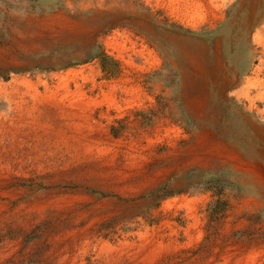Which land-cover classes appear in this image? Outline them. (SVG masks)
Listing matches in <instances>:
<instances>
[{
    "label": "rangeland",
    "instance_id": "374dc122",
    "mask_svg": "<svg viewBox=\"0 0 264 264\" xmlns=\"http://www.w3.org/2000/svg\"><path fill=\"white\" fill-rule=\"evenodd\" d=\"M81 3L0 0V264H264V0Z\"/></svg>",
    "mask_w": 264,
    "mask_h": 264
},
{
    "label": "bare ground",
    "instance_id": "6f19581e",
    "mask_svg": "<svg viewBox=\"0 0 264 264\" xmlns=\"http://www.w3.org/2000/svg\"><path fill=\"white\" fill-rule=\"evenodd\" d=\"M185 2V1H184ZM159 3V2H158ZM166 3V2H165ZM103 4V0H82V3L80 4L81 7L86 6H94L96 8L101 7ZM158 5V4H157ZM173 6V5H172ZM98 10V9H97ZM87 12V11H86ZM108 13V12H107ZM65 23V22H64ZM75 28V27H74ZM238 56V55H237ZM22 80V79H21ZM13 81V80H11ZM17 83H19L17 81ZM14 84V83H13ZM28 86H30V83H26ZM18 85V84H17ZM22 85V83H21ZM24 86V85H23ZM17 87V86H16ZM18 89V88H17ZM28 89V88H27ZM34 89V88H33ZM21 90V89H20ZM35 91V89L33 90ZM19 97V96H18ZM16 99V89L10 82H2L0 81V118L2 117H8L10 114ZM9 118V117H8ZM251 256V254H250ZM248 256V257H250ZM246 260V259H245ZM245 264V263H244Z\"/></svg>",
    "mask_w": 264,
    "mask_h": 264
}]
</instances>
